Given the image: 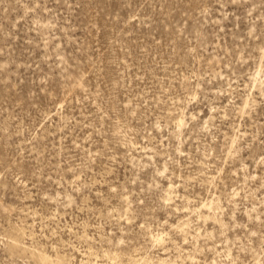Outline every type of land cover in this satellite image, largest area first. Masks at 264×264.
I'll use <instances>...</instances> for the list:
<instances>
[{
    "label": "rangeland",
    "instance_id": "obj_1",
    "mask_svg": "<svg viewBox=\"0 0 264 264\" xmlns=\"http://www.w3.org/2000/svg\"><path fill=\"white\" fill-rule=\"evenodd\" d=\"M35 250L264 264V0H0V264Z\"/></svg>",
    "mask_w": 264,
    "mask_h": 264
},
{
    "label": "bare ground",
    "instance_id": "obj_2",
    "mask_svg": "<svg viewBox=\"0 0 264 264\" xmlns=\"http://www.w3.org/2000/svg\"><path fill=\"white\" fill-rule=\"evenodd\" d=\"M9 250L11 251V253H15L17 251H22V252L25 251V249L22 246H20L16 240L10 242ZM31 254L37 264H70L69 259H67L65 255L58 254L57 252L54 256L46 253L43 250H35L32 251ZM106 255L111 259V262L109 264H122L118 252L106 251ZM155 261L156 263H154V260L152 259L138 260L137 258H133L131 263L132 264H174V261L168 257L157 256Z\"/></svg>",
    "mask_w": 264,
    "mask_h": 264
}]
</instances>
